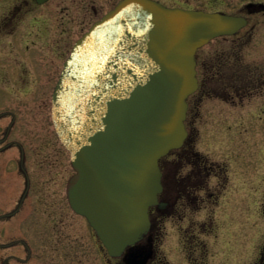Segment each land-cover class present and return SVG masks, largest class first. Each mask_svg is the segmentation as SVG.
I'll return each instance as SVG.
<instances>
[{
	"label": "rangeland",
	"instance_id": "374dc122",
	"mask_svg": "<svg viewBox=\"0 0 264 264\" xmlns=\"http://www.w3.org/2000/svg\"><path fill=\"white\" fill-rule=\"evenodd\" d=\"M155 1L167 7L250 15L254 29L235 42L241 41L240 53L248 64L252 67L264 65V19L245 9L247 4H264V0ZM117 2L49 0L40 7L23 9L24 13L12 20L11 27L7 26L0 33V113L11 111L16 116L10 139L24 146L25 167L31 181L21 211L0 221V244L24 240L30 247L31 257L27 263H21L19 259L25 260L27 251L24 246L13 247L14 244L0 248V264L7 259V264L119 263L108 256L86 219L75 214L67 203L65 186L74 171L50 119L52 88L74 42ZM16 3L18 0H0V24H9L7 19L11 18L12 6ZM39 29L41 36L37 33ZM204 101L203 104L212 107L213 101ZM259 102L251 101V107L248 104L239 111L237 106H221L223 111L217 113L215 110V118L207 119L205 131H201L193 146L200 157L203 155L209 161L231 167L241 163L250 166V161H256L239 181L235 178V170L232 174L230 169L228 187L231 189L223 194L219 192L222 196L217 199L213 214L220 225L227 211L221 204L227 193L231 197L233 192L237 195L239 188L245 187L247 222H239L242 201L229 199L228 204L232 205L231 212L226 214L230 218L227 219L229 228L225 233L219 230L217 238H204L198 236L196 229H187L186 223L180 220L181 209H178L175 218L161 224L157 247L163 264H189L190 259L196 260L201 254L200 240L208 249L205 262L199 259L201 264H252L258 256L264 241V120L251 118L250 111L255 114ZM9 120H0V131ZM172 156L163 158L161 167L165 170L169 161L174 160V175L180 176V157ZM16 160L18 154L13 149L0 153V214L14 207L23 190L24 180ZM188 204L189 212L185 214L190 216L196 208L189 201Z\"/></svg>",
	"mask_w": 264,
	"mask_h": 264
},
{
	"label": "water",
	"instance_id": "95a60500",
	"mask_svg": "<svg viewBox=\"0 0 264 264\" xmlns=\"http://www.w3.org/2000/svg\"><path fill=\"white\" fill-rule=\"evenodd\" d=\"M246 25L243 16L119 0L74 43L51 96V120L75 172L68 204L117 264L152 256L150 240L139 243L151 228L149 208L159 205V160L187 135L196 51Z\"/></svg>",
	"mask_w": 264,
	"mask_h": 264
},
{
	"label": "flooded vegetation",
	"instance_id": "af4514ba",
	"mask_svg": "<svg viewBox=\"0 0 264 264\" xmlns=\"http://www.w3.org/2000/svg\"><path fill=\"white\" fill-rule=\"evenodd\" d=\"M48 1L49 0L44 3H38L37 0H18V3L12 6L13 11L11 18H6L9 24L7 22L0 24V33L5 30L7 26L11 27L12 20H15L18 14L24 13L23 9H27V7L37 8L45 5ZM251 11L262 15L264 19V8L260 10H254L253 8L250 9V12ZM245 17L247 18L246 27L232 36L214 39L196 53L197 89L195 93L187 99V111L184 122L187 136L181 148L173 150L167 155H179L180 176L174 175V160L169 161V164L165 166V170L160 164L163 189L158 197L159 205L152 207L149 212L151 228L146 241L150 240L151 242L152 256L147 264H163L159 258L157 247L161 233V224L164 220H172L175 218L178 209H181L180 220L186 223L187 229L190 231L196 229L199 232L198 236L204 238H210L211 236L217 238L219 230L225 233V230L229 228L230 222L227 219L230 218L226 215L231 212L230 208L232 207V205L228 204L229 199L234 200L238 198L242 201L243 207L241 205L239 222H247L248 212L244 196L245 187L242 188V190L240 187V191L237 195L233 192L232 196L229 197L227 193V197L224 199V202L221 203L223 205L222 208H226L227 211L226 214H224V218L221 219L220 225H217L216 217H214L213 214L215 213V207L218 203L217 199H220L225 190L229 191L231 189L228 187L230 169L232 170V174H234L235 170V178L239 181L247 175L248 171L251 169V164L253 165L256 161H250V166H247L248 163H241V165L231 167L230 164H219L215 161H209L203 155L201 156L203 157L202 159L198 152L193 151V146L201 134V131H205L206 129L207 119L215 118V114L222 112L223 110H220V108H222L221 106H237L236 108L239 111L242 106L247 107L248 104L250 105L251 101L259 100V105L255 110L257 112L253 114L252 111H250V117L264 120V98H261L264 97V65L252 67V65L248 64L240 53L242 47L241 41H238V44L235 42L245 37V33H250L255 27L254 23L250 20L251 16L245 15ZM41 31L39 29L37 33L40 35ZM85 32H83V34ZM83 34L81 36H83ZM220 48H222V50H220ZM59 74L60 72L57 75L56 81L58 80ZM258 96L260 98H257ZM204 100L213 101L211 103L212 107L209 108V106L203 104V102H205ZM215 110L217 113H215ZM261 115H263L262 118L260 117ZM5 118H9L10 120L0 131V153H5L11 149L15 150L18 154V160H16L18 171L23 176L24 183L23 190L14 207L10 211L0 214V216L11 213L14 214L12 216L0 218V221L12 218L21 211L23 203L31 188L30 177L25 167V148L18 141L10 139L11 132L15 126L16 116L11 111H3L0 113V120ZM253 170L254 169H252V171ZM253 174L251 173V176ZM262 180L264 184V177H262ZM210 189L211 191L214 189V192H210ZM219 192H222V194ZM188 201L196 208V212H192L190 216L188 213L185 214L189 212ZM232 213L235 215V209ZM240 223L239 226L241 225ZM243 226L245 227V224H243ZM22 241L23 240L13 241L15 242V246L13 247L23 246ZM198 245L200 246L199 249H201V254L196 260L190 259L189 264H201L200 260H202L201 262H205L208 258L207 244L200 240ZM241 246L242 249L245 248L244 244ZM244 251L245 250H243V252ZM252 264H264V241L258 251V256Z\"/></svg>",
	"mask_w": 264,
	"mask_h": 264
}]
</instances>
